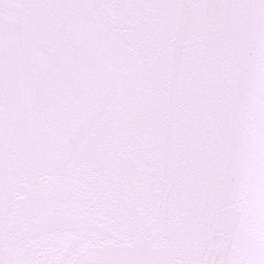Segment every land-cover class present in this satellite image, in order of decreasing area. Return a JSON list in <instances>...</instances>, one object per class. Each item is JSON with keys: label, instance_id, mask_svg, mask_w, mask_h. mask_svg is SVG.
<instances>
[{"label": "snow or ice", "instance_id": "snow-or-ice-1", "mask_svg": "<svg viewBox=\"0 0 264 264\" xmlns=\"http://www.w3.org/2000/svg\"><path fill=\"white\" fill-rule=\"evenodd\" d=\"M0 264H264V0H0Z\"/></svg>", "mask_w": 264, "mask_h": 264}]
</instances>
